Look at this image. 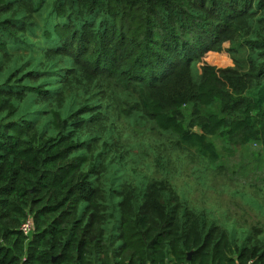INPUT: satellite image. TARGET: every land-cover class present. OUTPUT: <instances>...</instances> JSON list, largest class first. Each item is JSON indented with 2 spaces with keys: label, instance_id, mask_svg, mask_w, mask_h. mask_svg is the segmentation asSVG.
Listing matches in <instances>:
<instances>
[{
  "label": "trees",
  "instance_id": "1",
  "mask_svg": "<svg viewBox=\"0 0 264 264\" xmlns=\"http://www.w3.org/2000/svg\"><path fill=\"white\" fill-rule=\"evenodd\" d=\"M31 11L25 0H0V54L7 38L25 39L19 23L31 21ZM55 14L57 54L85 68L88 87L133 90L138 112L158 132L211 164L219 156L209 136L235 148L264 147V0H57ZM234 40L248 48L247 63L236 62L237 69L203 63L195 82L192 64ZM18 87L13 97L48 89ZM213 104L221 116H198L185 127L183 107ZM8 109L17 113L19 100ZM88 113L62 118L54 111L52 133H37L28 119L0 121V264L264 262L262 246L250 237L239 248L224 233L210 238L218 226L207 230V220L166 181L117 183V174L105 188L106 167L77 135L76 123H85ZM72 114L76 121L68 119ZM86 146L92 163L82 153ZM28 217L29 236L20 230Z\"/></svg>",
  "mask_w": 264,
  "mask_h": 264
},
{
  "label": "rangeland",
  "instance_id": "2",
  "mask_svg": "<svg viewBox=\"0 0 264 264\" xmlns=\"http://www.w3.org/2000/svg\"><path fill=\"white\" fill-rule=\"evenodd\" d=\"M25 2L32 9L31 21L19 23L26 26L25 39L6 37L7 51L0 54V102L5 108L0 110V121L28 119L37 133H52L54 111L62 118L88 111L86 122L76 123L81 125L77 135L95 156L99 154L94 162L106 167L107 173L101 178L105 188L111 186L109 178L117 174V183L142 184L144 177L147 181H166L183 205L207 220V230L218 226L210 238L224 233L239 248L250 237L262 246L259 253L264 252V147L249 143L235 148L223 137L209 136L208 141L219 156L211 164L198 152L179 145L177 137L158 132L154 122L142 118L133 90L116 87L114 83L108 88L88 87L82 75L85 68L76 65L64 52L57 54L55 49L61 46L54 26L57 0ZM249 57L248 48L240 40L224 43L222 50L207 52L199 63L192 64V77L195 82L200 81L199 66L203 63L237 69L236 62L245 65ZM19 84L48 89L42 95L27 89L20 97H13ZM18 100V112L10 115L8 104ZM219 108L218 104L200 109L183 107V123L189 129L198 116H221ZM75 114L68 119L76 121ZM192 131L200 129L194 126ZM82 153L93 162L87 146ZM119 153L123 161L118 160Z\"/></svg>",
  "mask_w": 264,
  "mask_h": 264
},
{
  "label": "built area",
  "instance_id": "3",
  "mask_svg": "<svg viewBox=\"0 0 264 264\" xmlns=\"http://www.w3.org/2000/svg\"><path fill=\"white\" fill-rule=\"evenodd\" d=\"M20 230L27 236L31 234L32 231L31 217L26 218V220L21 224ZM248 264H252V262H249Z\"/></svg>",
  "mask_w": 264,
  "mask_h": 264
},
{
  "label": "water",
  "instance_id": "4",
  "mask_svg": "<svg viewBox=\"0 0 264 264\" xmlns=\"http://www.w3.org/2000/svg\"><path fill=\"white\" fill-rule=\"evenodd\" d=\"M189 256H190V253L188 254V258H189Z\"/></svg>",
  "mask_w": 264,
  "mask_h": 264
}]
</instances>
